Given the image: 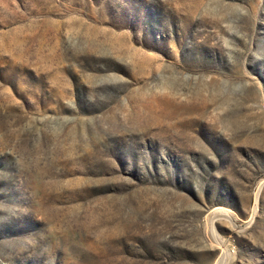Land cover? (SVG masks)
Returning <instances> with one entry per match:
<instances>
[{"label": "rangeland", "instance_id": "374dc122", "mask_svg": "<svg viewBox=\"0 0 264 264\" xmlns=\"http://www.w3.org/2000/svg\"><path fill=\"white\" fill-rule=\"evenodd\" d=\"M0 264H264V0H0Z\"/></svg>", "mask_w": 264, "mask_h": 264}]
</instances>
